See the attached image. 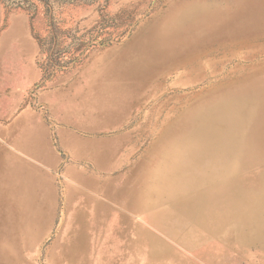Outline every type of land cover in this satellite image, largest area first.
Wrapping results in <instances>:
<instances>
[{
    "label": "rangeland",
    "instance_id": "1",
    "mask_svg": "<svg viewBox=\"0 0 264 264\" xmlns=\"http://www.w3.org/2000/svg\"><path fill=\"white\" fill-rule=\"evenodd\" d=\"M3 1L5 123L26 104L42 108L39 92L60 73L43 79L39 67L50 59L36 39L48 32L45 9L27 0L37 6L32 27L27 11L5 12ZM186 7L174 21L201 22L215 36L197 52H172L174 33L165 26L127 47L113 67L116 84L101 88L110 110H118L132 83L144 89L158 81L155 99L143 106L150 120L126 148L125 191L111 204L110 264H264V0H63L51 13L66 44H95L66 52L64 60L76 58L69 70ZM141 58L150 62L146 70L120 71ZM54 239L42 248V264Z\"/></svg>",
    "mask_w": 264,
    "mask_h": 264
},
{
    "label": "crops",
    "instance_id": "2",
    "mask_svg": "<svg viewBox=\"0 0 264 264\" xmlns=\"http://www.w3.org/2000/svg\"><path fill=\"white\" fill-rule=\"evenodd\" d=\"M187 8L141 29L119 49L88 55L39 92L42 108L26 104L0 121V248L9 249L10 264H42V248L52 237L45 264H110L111 204L125 191L126 148L150 120L143 106L155 99L158 81L144 89L127 85L118 110H110L101 88L116 84L113 67L127 47L165 26L174 33L172 52H194L215 36L201 22H175ZM101 206L105 213L98 216Z\"/></svg>",
    "mask_w": 264,
    "mask_h": 264
},
{
    "label": "trees",
    "instance_id": "3",
    "mask_svg": "<svg viewBox=\"0 0 264 264\" xmlns=\"http://www.w3.org/2000/svg\"><path fill=\"white\" fill-rule=\"evenodd\" d=\"M39 5L45 9V16L48 23V32L44 37L37 36L41 52H47L50 59L46 65L39 64V67L43 73V79L50 78L57 73H61L66 70L70 63L76 58L70 60H64L66 58V52H87L95 44L84 43L82 46H72L65 43V37L63 38V32L55 27L53 22V16L51 13L53 4L63 0H35ZM27 0H9L3 1V7L5 12H9L10 9H23L30 15L31 26L35 17L37 6L31 2L28 6H25ZM33 27V26H32ZM65 43V45H64ZM77 54V53H75Z\"/></svg>",
    "mask_w": 264,
    "mask_h": 264
},
{
    "label": "bare ground",
    "instance_id": "4",
    "mask_svg": "<svg viewBox=\"0 0 264 264\" xmlns=\"http://www.w3.org/2000/svg\"><path fill=\"white\" fill-rule=\"evenodd\" d=\"M150 65V62L148 59L141 58L140 60H137L135 63H132L131 66H123L124 68H121L120 71L133 74L134 72L144 71L146 68ZM9 249L0 248V264H10L12 262V258L10 257Z\"/></svg>",
    "mask_w": 264,
    "mask_h": 264
}]
</instances>
